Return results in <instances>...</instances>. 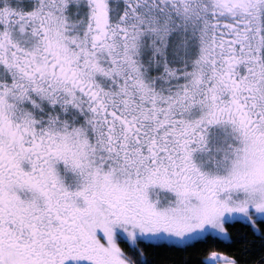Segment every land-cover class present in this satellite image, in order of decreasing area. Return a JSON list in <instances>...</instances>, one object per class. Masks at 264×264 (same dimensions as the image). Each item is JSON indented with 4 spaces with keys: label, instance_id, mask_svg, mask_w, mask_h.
<instances>
[{
    "label": "snow or ice",
    "instance_id": "6c2138e0",
    "mask_svg": "<svg viewBox=\"0 0 264 264\" xmlns=\"http://www.w3.org/2000/svg\"><path fill=\"white\" fill-rule=\"evenodd\" d=\"M155 249L264 264V0H0V264Z\"/></svg>",
    "mask_w": 264,
    "mask_h": 264
},
{
    "label": "trees",
    "instance_id": "16d2710c",
    "mask_svg": "<svg viewBox=\"0 0 264 264\" xmlns=\"http://www.w3.org/2000/svg\"><path fill=\"white\" fill-rule=\"evenodd\" d=\"M229 229L232 232L233 235V243L231 245L226 243H220L217 242V246L220 250L225 251L228 254H233L235 252H238L241 247L246 242L252 241V242H258V238L253 237L248 227L242 223H235L229 225ZM190 251V262L188 264H198L197 261V254L194 249H189ZM166 252L167 249H155L153 250V254L155 255V258L157 260L166 261ZM170 252V251H169ZM169 254V253H167ZM171 256V255H170ZM172 257V256H171ZM173 260L169 262V264H173ZM175 263V262H174ZM166 264V263H165Z\"/></svg>",
    "mask_w": 264,
    "mask_h": 264
},
{
    "label": "rangeland",
    "instance_id": "374dc122",
    "mask_svg": "<svg viewBox=\"0 0 264 264\" xmlns=\"http://www.w3.org/2000/svg\"><path fill=\"white\" fill-rule=\"evenodd\" d=\"M167 251L168 252H166V257H165V260H166L165 263L166 264H169V262L171 260H173L175 262L174 264H188V262H190V251H189V249L186 251H183V252L176 251V252H179L178 255L176 254V252L174 250H168L167 249ZM167 253H169V254H167Z\"/></svg>",
    "mask_w": 264,
    "mask_h": 264
},
{
    "label": "built area",
    "instance_id": "2783aa9c",
    "mask_svg": "<svg viewBox=\"0 0 264 264\" xmlns=\"http://www.w3.org/2000/svg\"><path fill=\"white\" fill-rule=\"evenodd\" d=\"M175 252H176V251H175ZM176 254L178 255V254H179V252H176ZM177 255H176V256H177ZM176 256H175V257H176ZM173 257H174V256H173Z\"/></svg>",
    "mask_w": 264,
    "mask_h": 264
}]
</instances>
